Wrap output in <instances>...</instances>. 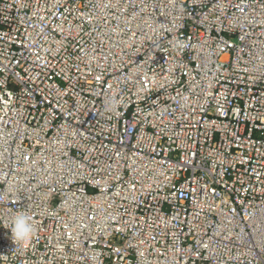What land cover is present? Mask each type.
Instances as JSON below:
<instances>
[{
	"label": "built area",
	"instance_id": "1",
	"mask_svg": "<svg viewBox=\"0 0 264 264\" xmlns=\"http://www.w3.org/2000/svg\"><path fill=\"white\" fill-rule=\"evenodd\" d=\"M0 264H264V0H0Z\"/></svg>",
	"mask_w": 264,
	"mask_h": 264
},
{
	"label": "clouds",
	"instance_id": "2",
	"mask_svg": "<svg viewBox=\"0 0 264 264\" xmlns=\"http://www.w3.org/2000/svg\"><path fill=\"white\" fill-rule=\"evenodd\" d=\"M7 228L10 229L11 239L14 243H27L35 234L31 218L23 211L17 212L13 216L11 226Z\"/></svg>",
	"mask_w": 264,
	"mask_h": 264
}]
</instances>
